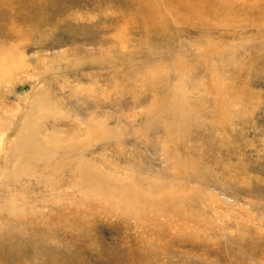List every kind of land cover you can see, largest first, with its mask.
Segmentation results:
<instances>
[{
	"label": "rangeland",
	"instance_id": "374dc122",
	"mask_svg": "<svg viewBox=\"0 0 264 264\" xmlns=\"http://www.w3.org/2000/svg\"><path fill=\"white\" fill-rule=\"evenodd\" d=\"M0 264H264V0H0Z\"/></svg>",
	"mask_w": 264,
	"mask_h": 264
},
{
	"label": "bare ground",
	"instance_id": "6f19581e",
	"mask_svg": "<svg viewBox=\"0 0 264 264\" xmlns=\"http://www.w3.org/2000/svg\"><path fill=\"white\" fill-rule=\"evenodd\" d=\"M14 66V65H13ZM12 66V67H13ZM31 134V133H30ZM27 135H29V133L27 134ZM31 143L29 142V141H27L26 143H25V141L21 138V137H19L18 139H17V142L15 143V147H16V149L18 148L19 149V151H16L17 152V154H18V156H24V155H26L27 153H29L30 151H32L33 149H37L40 153H42V155H43V153L44 152H46L44 149L45 148H42V147H44V146H46V145H44V146H31L30 145ZM29 146H31V147H29ZM47 150V149H46ZM15 151L13 152V159H15V158H17L15 155V153H16ZM47 153V152H46ZM44 154V155H47V154ZM85 167V166H84ZM84 167H81L82 168V170L81 171H79V174H81L82 173V181H81V179H80V182H84L85 184H88V186L87 187H89V191H90V194L91 195H93V196H97V195H108L109 196V193L106 191V190H103V188L102 187H100V186H98L97 185V183L94 181V182H92V181H90L89 179H90V177H86V175H89L90 173H89V171H87V169H85ZM56 168V167H55ZM58 168V167H57ZM56 168V169H57ZM80 168V169H81ZM88 173V174H87ZM86 174V175H85ZM81 177V176H80ZM101 182V181H100ZM89 184H91V185H89ZM100 184V183H99ZM102 185V184H101ZM117 197H118V195L116 196V193H114L113 191H111L110 192V199L112 200V202H113V204L115 203V201L117 200ZM109 198V197H108ZM119 200V199H118ZM120 201V200H119ZM111 202V203H112ZM129 206L131 205L130 203H128V202H126Z\"/></svg>",
	"mask_w": 264,
	"mask_h": 264
}]
</instances>
